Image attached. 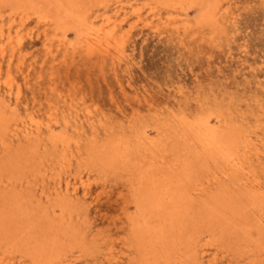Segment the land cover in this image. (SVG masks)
<instances>
[{"label": "rangeland", "instance_id": "rangeland-1", "mask_svg": "<svg viewBox=\"0 0 264 264\" xmlns=\"http://www.w3.org/2000/svg\"><path fill=\"white\" fill-rule=\"evenodd\" d=\"M143 1L144 0H138V1L137 0H123V3L129 7L128 12L130 14L133 13V9L143 8V14H144L143 19L144 20L137 23V19L135 16H132V15L127 16V20L124 22V30L122 32V34L129 33L128 35H126V38H125V41H126L124 44L125 48L122 51L112 50L111 54L113 56L112 55L104 56V55L99 54L95 50H93L92 52H88L86 47L78 40V38H75L76 35L73 30H70V32L68 30H67L68 32L66 31L67 32L66 34H68L66 36L68 37H66L65 39L66 42L62 43L61 40L63 38V32L61 31L59 32V30L57 29L55 30L53 26L46 27L44 24L39 23L38 18L35 16L30 17L31 19L30 18L23 19L22 15H16L14 17H11L12 8L11 9L10 7L2 8L0 6V13L4 15L2 18L0 17V26H1L0 32L3 33V34L1 33L0 35V38H1L0 45H2L0 46V48L4 46L2 50L3 51L5 50V54H2L1 53L2 50H0V62H2L1 63V76H0V79H1L0 89L2 91L1 97L4 98L5 99L4 101L7 102V103L5 102V104L7 105L9 103L7 106L11 108L10 109L9 107H7L8 118L12 116L10 118L12 122L11 121L10 122L12 124L18 123L21 127L25 123H32L33 121L43 122L44 123L43 125H46L52 120L53 122L51 121L50 123L53 126L54 134L59 137L63 136V138L62 137L61 138L65 141V143L59 142L58 145H54L51 140L52 133L51 131L47 129H44V131L45 130L46 131L43 132L42 135L40 136L42 138V136L44 135L43 138L41 139L39 137L37 139L39 142L34 140V141H31L30 143L22 138H21L22 139L21 141L20 140L18 141L17 137H13V134H12L11 137L8 136L7 142L9 146H11L10 147L11 151H13L11 153L12 156L14 155L13 159L7 158L8 154L10 153L8 152V149H6L0 144V148L2 147V149H0V164L1 165H5V163L3 162L8 161V159H10L11 161L19 160L18 163H22V164H18L19 166H17L14 169V171L12 168L13 172H11V169L9 168V169H6L7 171L3 170L4 172H2L1 174L6 177L7 175H10L11 173H13L17 179L14 182V184H17V182H19L17 185H14L13 188L11 187V185L5 187L3 186L4 184H2V182L0 183V186H1L0 194L5 196V198H2L3 200L1 199L3 207L4 206L6 207L7 203L8 205L9 203H13V201L10 200L11 197H16V200H17L18 197H20V199H25L24 198L25 196L28 199V201L27 199H25L26 208L29 211L32 210L31 212H33L34 214L33 216L34 221L39 222L40 225H42L45 230L47 229L48 233L50 232L48 231V229L54 232V233L50 232L48 235L53 234L54 236L55 233L57 234L55 235L57 236V239H58L57 240L58 246H59L58 253L60 256L57 254L58 259L56 257V259L54 260L45 261L44 264H46L47 262H48L47 264H57V262H59V264H74V263L75 264L77 263L78 264H96V263L97 264H108V263L109 264H135V263L136 264L138 263L148 264L146 254L140 251L136 246V240L134 238L135 236L131 229L132 228L131 221L135 217L138 216L137 214L140 213L139 209L137 208V204H136L135 190L133 189V186H136L135 184L137 181V176H138V171H139L138 164L139 162L144 161L143 159L149 153L146 150L145 146L141 147L139 145L138 147L137 143L135 144V142H137L138 134L141 135L142 133H145V136L148 135L149 139L153 137L152 140L153 141L154 139L156 140L155 143L157 144V146H159V148L161 147L160 149H163L164 147H167L168 149H172L174 147V145H171V143L174 142V140L172 139L173 135L170 133L171 136L170 134H168V137L164 138L166 135H163V137H161L158 134L159 133L158 130L159 129L164 130L163 128L165 125L173 124V118H174L173 116L175 115L185 114L188 117L194 119V117L200 114H206L208 116L210 115V117L212 116L211 120L213 121V123H215L216 121L215 119H217V115H220L222 113L221 116L224 118L225 121L231 124L234 123L233 125L239 126L242 131L244 130L243 133L244 134L246 133L245 136L248 138H252V145L258 144L260 148L258 152L260 153L259 155L261 156L260 158L259 155L255 154L257 153V151L254 148L252 155L250 156L251 159L249 160V163L246 164V175L245 176H248L250 174L248 177L251 178L252 176L253 179L252 178L251 179L252 180L255 179L254 181L258 183L259 181L257 180H260V182L262 183H259V184H261L264 187L263 185L264 184V166H263L264 160H261V159H264V155H263L264 154L263 152L264 151V148H263V144H264V0H222L221 4L224 7L223 10L227 8L229 9V13L223 20L219 21V24L216 26L199 24L198 23V17H199L198 8L197 7L186 8V10H183V12L180 13V17L178 18L180 19L178 20V23L179 22L181 23L180 30L178 31H176L173 26L164 25L163 22L159 23L157 19H155V23L152 24V26L148 24L150 21H148V18H147L148 17L147 1L146 0L144 2ZM131 4L133 7L130 6ZM101 9L103 8L101 7ZM102 11L104 12V10ZM163 14H164L163 18H166L168 16V13L166 12V10L163 11ZM123 18H124V14L122 15L121 19ZM182 20H185V22H183ZM192 22H195V24H193ZM185 23L187 26H189L188 30L186 31L184 30V28H182L183 24ZM100 24L101 23H99V25ZM42 28H44L45 30H43ZM42 34H44L46 37L47 36L49 37L45 38V36ZM213 35H217L218 37L213 36ZM12 36H15V37H12ZM50 36L54 37L53 40L51 39L52 37L50 38ZM10 37H12L13 39L12 41L13 45L16 44L14 43V41L17 42V40H20V39H22L23 41V49H22L21 54L18 53L13 58H11V48H10L12 46L8 47L9 48L8 49L5 45V44H8V41H9L8 38ZM56 47L59 49H57ZM72 47H74L75 50L74 48L72 49ZM24 52L27 54H25ZM87 52L89 54H87ZM1 54L3 57L1 56ZM19 54L20 56H18ZM45 56H47L48 58ZM9 61L11 62L9 63ZM30 65L31 67H29ZM20 70L21 72H19ZM10 75L12 76V78H10L11 77ZM5 78H8V79H5ZM10 82L12 84H9ZM10 85L12 87L15 86L12 88V92L9 91ZM33 96L36 98H34ZM15 100H16V103H14ZM12 110L13 112L15 110L14 113H17V114H14L13 112L11 113ZM214 111L215 112L217 111V112L215 113ZM10 114H13V115H10ZM215 114L217 115L215 116ZM49 115H52V116H49ZM63 118H65L66 120ZM246 118L248 119L246 120ZM69 121L71 125L69 124ZM93 124L96 125L95 129L92 128ZM66 125L69 127V129L68 127H66ZM125 125L128 127H125ZM242 125L243 127H241ZM113 127H116V128H113ZM253 127L256 129L254 132H253V129H254ZM104 128L107 129L108 134L109 133L112 134V137L110 136V138L112 139L108 138L109 136L106 133V130ZM57 129H59L61 133L64 132V130L65 132L61 135V133H58L59 131H57ZM81 129L85 133L81 132L82 131ZM66 130L68 133H66ZM133 132H135V134ZM92 133L93 135L94 133H96L95 135L98 136L97 138H100V140L98 139L99 143L97 141L96 142L94 141L97 138L94 137L95 138L94 139L92 137L93 136ZM248 133L252 135H249ZM45 134H47L48 136H46ZM77 134H79V136ZM80 134H82V136ZM85 134L87 135V137ZM115 134H118L115 136L116 139L122 138L124 140H130V143L134 145L135 147H137V150L140 149L139 152L135 149L137 153L135 152L134 155L132 154V156H130L131 160L129 164L127 165L119 164V163L116 165H109V164L107 165L104 161L97 160L94 153L91 152L93 148H95L96 150L100 148L101 145H103L102 143L104 141H106L105 143H107L108 141L116 140L114 139ZM125 135L127 137L129 136L130 137L127 138ZM131 135H132V138H131ZM66 136H71V137H66ZM104 136L106 137L108 136L106 140H104L105 138ZM134 136L135 138H133ZM84 139L87 140V143ZM171 140L173 141L171 142ZM81 141L83 142L80 144L79 142ZM10 143H12V145ZM66 143L68 145H66ZM80 145L82 146L80 147ZM35 146H37L39 149L30 148V147H35ZM42 146H45V147H42ZM69 146L70 147L72 146L71 148L73 147L74 148L71 149L69 148ZM85 146L88 148H86ZM51 148L52 150L50 151ZM90 148H92V150H90ZM179 148L180 147H178V149ZM47 149L48 151H46ZM81 149H84V150L81 151ZM38 152H40L41 154ZM55 152H56V155H55ZM66 152H68L69 154ZM81 152H83V154H81ZM182 152H179L177 150L174 152V154H170L169 158L167 157L166 159L167 162H174V160H178L179 157H181ZM29 153L33 154L30 158L27 157L30 155ZM74 153L76 154L72 156V154ZM140 153L142 154L141 157H139ZM19 154L21 156V159H19L20 157L15 158ZM61 155L64 157L66 155L67 156L64 159V157H62ZM77 155L78 156L81 155L80 156L81 158L80 157L78 158ZM60 157H62L63 159ZM259 158H260V161L258 160ZM81 159L82 161H80ZM35 160L37 161L35 162ZM24 161L26 162V164ZM62 161H64V163ZM40 162L42 163L39 166ZM57 162L59 163V165ZM73 162L74 163L77 162V163H75L74 165ZM131 162H133L132 163L133 166ZM33 163H35L36 165H34ZM68 164L70 165V169H69ZM84 164H86L87 166ZM25 165L28 167H26ZM31 165H33V167L35 166V168L31 167ZM103 165L109 168H106ZM252 166L253 168L255 167L254 170ZM43 167H46V168H43ZM77 167L78 168L80 167V168L76 170L75 168ZM31 168H33L32 169L33 171L32 170L30 171ZM106 169H108V171ZM247 169L249 172L247 171ZM16 170L17 171L19 170V171L17 172ZM100 170L101 172H99ZM109 170H111L112 172ZM212 170L214 172L217 171L214 168H212ZM22 171L23 173H26V174H23ZM87 172L89 175H87ZM93 172H95L96 174H94ZM71 173L73 174V176ZM33 174L34 175L36 174L35 175L36 177H34ZM64 175L65 177H63ZM200 175H202L203 178L205 177L204 176L205 174H202V172ZM242 175L243 174H240V177H242ZM28 176L31 178H29ZM40 176L42 179L40 178ZM120 176H123V177H120ZM0 177H1L0 178V181H1L2 176ZM53 178L54 180H57L59 182L54 181ZM94 178H97V179H94ZM31 180L34 184L31 182ZM65 180L67 181L65 182ZM119 180L121 181L123 180V182ZM217 182L215 180H211V182L206 184L207 194H205L206 196L204 197L207 198L208 196L218 192L220 189L224 187L231 188V191H233L234 193H238V194L242 193V190H244L241 187L238 188L237 185L235 186L232 183L233 180L229 181L227 179H220V181H217ZM37 183L41 187H39ZM67 183H70V184L72 183L71 184L72 187L73 186L78 187L77 194H75L76 196L74 194L72 195L73 197L66 196L64 195V193L58 194L57 192L58 186L64 185L63 186L64 188ZM20 184H22L21 187L23 186L22 189L20 187ZM116 184H118V186ZM8 187L9 188L11 187L10 190ZM43 187L45 189H43ZM6 188H8V190ZM14 188L16 190H14ZM31 189H33V192L32 191L28 192V190H31ZM14 191L17 193L15 194ZM26 191L30 194H27ZM25 193L27 196L28 195L31 196L32 195L31 193H34L35 196L32 195L33 197H29V196L27 197ZM9 195H10V198H9ZM48 196H50V199ZM57 196L59 198H57ZM60 196L63 198H60ZM65 197L66 198L69 197L67 200L70 203L71 202L72 203L70 204L68 201H64L66 200ZM32 198H36V200L35 199L33 200ZM52 199H54L53 201H55L56 204L55 202L52 201ZM124 199H126L125 200L127 201L126 203L125 201H123ZM4 201L6 202V204ZM36 201L37 202L39 201L41 203L38 202L39 204H37ZM42 202L48 205H44L42 204ZM65 203H67V205ZM76 203L78 204L81 203V204L78 205ZM125 205H126V208H124ZM39 207H43L42 209L43 211L45 207L46 209L44 212L45 214L42 212L41 208L40 210L42 213L39 212L40 211L38 209ZM47 208L50 211H48ZM83 211H86L87 213ZM46 212L48 214H46ZM250 212H251L250 216L252 217L251 218L249 216L250 218L249 221H251L250 228L251 226L253 228L255 227L254 230L253 228L251 229L254 232H257L258 234H260V237H262L258 241L259 245H257V247L255 246L256 242H254L255 238L252 235H250L252 233L250 234L244 233L241 229L239 230L237 229V232H234L236 231L234 230L236 228L232 226L225 232L226 233L225 234V233H221L222 230L225 229V226L223 225L222 222L220 221H218V223L217 221H215V223L213 222L214 226H211V230H209L210 226L209 225L207 226L206 222H202L198 225L199 228L197 227L195 230L196 232L200 233V236H201L200 241H199L201 244L199 243V245H197L196 251L195 249L193 251L192 248H189L190 252H193V253H190L187 248L183 247V249H180L177 252L173 253L174 255L171 257L170 260L164 259L165 260L164 261L162 258L158 257L160 261L158 259V262L157 261L155 262L153 259L154 264H160L161 262H162L161 264H165V263L166 264L167 263L169 264H182V263L189 264L188 262H190V264H196V263L197 264L198 263L199 264H202V263L210 264L209 263L210 260H212L214 257L216 258V261L214 262V264H232L233 262H234L233 264H241V263L242 264H252V263L264 264L263 262L264 261V254H263L264 253V229H263L264 225L262 224H261L262 226L259 225L260 222L264 224V219H263L264 217H263V214L260 212H256L254 210ZM40 213L43 214L44 216H41ZM85 213L88 214L86 217H85ZM134 213H137L136 216L133 215ZM37 215L39 218L37 217ZM46 215L48 216L47 218H46ZM81 217L85 218L86 220ZM241 222L243 221L241 220ZM252 222H254V224L256 225L254 224L251 225ZM46 226L48 228H46ZM260 227H263L262 228L263 231L261 230ZM68 228L71 230H69ZM206 228H209V229L207 230ZM73 229H75L74 230L75 233L74 232L72 233ZM76 230L78 234L76 233ZM126 230H127V234H126ZM258 230H261V231H258ZM70 231L73 234L72 237H71V233H69ZM84 232L85 234L86 233L87 234L81 235ZM254 232H253V235H254ZM130 233L132 234V236H130ZM76 235H78L77 237L81 235V237L78 238L79 242H78ZM82 236H85V237L82 238ZM222 236L224 237V239ZM132 237L134 240L132 239ZM214 238H215V241H212V239L214 240ZM235 238H237L238 241L235 240ZM246 238L249 240H247ZM85 239L86 240L90 239L91 244H89L90 242L87 241L89 243L88 245H85ZM202 241H206V242H202ZM226 241H229V242H226ZM214 242H216L217 244ZM244 245L247 247H245ZM218 246L221 247L222 249H219V248L217 249ZM254 246L256 247V249ZM236 247H237V250H236ZM132 248L136 250L137 252L135 253ZM253 250H255L254 253H253ZM243 252L245 253L243 254ZM195 253L197 255H195ZM74 254L76 256L79 254L80 256L75 257ZM81 254H83L87 258L84 259V257ZM1 255L2 257L5 255L4 260H2L3 258L1 257ZM9 255L1 252L0 260H2V262L1 261L0 262L2 264H7V263L18 264L19 262L20 264H35L29 257L24 256L21 252H14ZM13 255L15 257H13ZM62 255H65L64 259L66 260L63 261L64 256ZM135 257H137L136 258L137 260L135 259ZM186 257L188 259V260L186 259L187 261L184 260ZM201 258L202 260H200ZM13 259L14 260L16 259V261H14ZM261 259H263L262 262L259 261ZM5 260H7L8 262L5 263L6 262ZM137 261H140V262H137ZM221 261L225 263H221Z\"/></svg>", "mask_w": 264, "mask_h": 264}, {"label": "bare ground", "instance_id": "bare-ground-1", "mask_svg": "<svg viewBox=\"0 0 264 264\" xmlns=\"http://www.w3.org/2000/svg\"><path fill=\"white\" fill-rule=\"evenodd\" d=\"M138 1V0H137ZM145 1V0H144ZM143 1V2H144ZM147 6H148V21H150L148 24L152 26V24L155 23V19L159 21V23L163 22L164 25L167 26H173L176 31L180 30L181 23H178V19L180 17V13L183 12V10H186V8L190 7H197L199 10V17H198V23L201 25H212L216 26L219 24V21L223 20L229 13V9L225 8L223 10V5L221 4L222 0H146ZM126 2V1H125ZM133 2V1H132ZM131 2V3H132ZM140 2V1H139ZM134 3V2H133ZM138 3V2H137ZM112 4V5H111ZM134 5V4H133ZM140 5V4H139ZM0 6L3 7H10L12 10L11 17H14L16 15H22L23 19H29L32 16H35L38 18L39 23L44 24L46 27L53 26L55 30H59V32H63V38L61 42H66L65 39L66 34L68 31L73 30L75 32L76 37L78 40L86 47L88 52H92L95 50L101 55L109 56L112 55V50L115 51H122L125 48V38L126 35L129 33L122 34L124 30V22L127 20L128 15L135 16L137 19V23L141 22L143 19V8H136L133 9V13L130 14L128 12V6L123 3V0H0ZM113 6V7H112ZM131 7L132 4L130 5ZM227 6V5H226ZM101 7L103 9H101ZM112 7V8H111ZM141 7V6H140ZM5 9V8H4ZM104 10V12L102 11ZM166 10L168 13V16L166 18H163V11ZM103 12V13H101ZM101 13V14H99ZM124 14V18L121 19L122 15ZM4 15L0 13V17L2 18ZM183 17V16H182ZM31 19V18H30ZM101 20V21H100ZM190 20V19H189ZM17 21V20H16ZM185 22V20H182ZM11 22V21H10ZM99 23H101L99 25ZM187 23V22H186ZM183 24L182 28L184 30H188L189 26ZM195 24V22H192ZM4 24V23H2ZM11 24V23H10ZM30 24V23H29ZM41 24V25H42ZM8 25V24H7ZM130 25V24H129ZM9 26V25H8ZM43 26V25H42ZM1 27V26H0ZM30 27V26H29ZM45 27V29H46ZM18 28V27H17ZM159 28V27H158ZM16 29V28H15ZM19 29V28H18ZM45 30L44 28H42ZM134 29V28H133ZM42 30V31H43ZM54 30V31H55ZM68 30V31H67ZM190 30V29H189ZM1 31V30H0ZM16 31V30H15ZM67 31V32H66ZM41 32V30H40ZM49 32V31H48ZM53 32V31H52ZM58 32V33H59ZM2 32H0L1 35ZM201 33V32H199ZM3 34V33H2ZM8 34V33H7ZM53 34V33H52ZM205 34V33H204ZM211 34V33H210ZM9 35V34H8ZM44 35V34H42ZM48 35V34H46ZM45 36V35H44ZM62 36V35H61ZM217 36V35H213ZM3 37V36H2ZM15 37V36H12ZM12 37L8 38V44H5L6 47L11 48V58L16 56L18 53L21 54L23 49V41L22 39L17 40L15 45H13V39ZM49 37V36H47ZM45 36V38H47ZM52 36H50L51 38ZM218 37V36H217ZM19 38V37H18ZM54 37L51 39L53 40ZM74 38V39H75ZM1 39V38H0ZM7 39V40H8ZM17 39V38H16ZM57 39V38H56ZM59 40V39H58ZM68 40V39H67ZM4 41V40H3ZM48 41V40H47ZM70 41V40H69ZM76 41V40H75ZM71 42V41H70ZM69 42V43H70ZM4 43V42H3ZM76 43V42H75ZM214 43V42H213ZM50 45V44H49ZM54 45V44H53ZM60 45V44H59ZM73 45V44H72ZM71 45V46H72ZM78 45V44H77ZM215 45V44H214ZM2 46V45H0ZM30 46V45H29ZM45 46V45H44ZM74 46V45H73ZM76 46V45H75ZM80 46V45H79ZM216 46V45H215ZM4 47V46H3ZM0 50H2V48ZM43 47V46H42ZM61 47V46H60ZM77 47V46H76ZM54 48V46H53ZM57 48V47H56ZM74 47H72L73 49ZM5 49V48H4ZM9 49V48H8ZM44 49V48H43ZM59 49V48H57ZM68 49V48H67ZM27 50V49H26ZM33 50V49H32ZM45 50V49H44ZM61 50V49H60ZM70 50V49H69ZM68 50V51H69ZM75 50V48H74ZM83 50V49H82ZM3 51V50H2ZM1 53L5 54V50ZM26 52V51H25ZM24 52V53H25ZM28 52V51H27ZM49 52V51H48ZM87 52V54H89ZM23 53V54H24ZM51 53V52H50ZM67 53V52H66ZM1 54V56H2ZM20 54L18 56H20ZM27 54V53H25ZM49 54V53H48ZM52 54V53H51ZM50 55V54H49ZM54 55V53H53ZM98 55V54H97ZM17 56V57H18ZM48 56V55H47ZM45 56V57H47ZM113 56V55H112ZM132 56V55H131ZM3 57V56H2ZM56 57V56H55ZM48 58V57H47ZM233 58V57H232ZM253 58V57H252ZM10 59V58H9ZM118 60V59H117ZM121 60V59H120ZM3 61V60H2ZM12 61V60H11ZM9 61V63L11 62ZM18 61V59H17ZM20 61V60H19ZM1 63L0 62V76H1ZM22 63V61H21ZM35 63V62H34ZM8 64V62H7ZM14 65V64H13ZM44 65V64H43ZM17 66V65H15ZM19 66V65H18ZM23 66V65H21ZM31 67V65L29 66ZM7 68V67H6ZM116 68V67H115ZM20 69V68H19ZM17 69V70H19ZM7 70V69H6ZM30 71V70H29ZM5 72V71H4ZM21 72V70L19 71ZM8 73V72H7ZM10 73V71H9ZM18 73V72H17ZM26 73V72H25ZM28 73V72H27ZM16 74V73H15ZM17 75V74H16ZM6 76V75H5ZM3 76V77H5ZM11 76V75H10ZM14 76V75H13ZM12 78V76L10 77ZM27 78V77H26ZM247 78V77H246ZM3 79V78H2ZM8 79V78H5ZM4 79V80H5ZM1 80V79H0ZM250 80V79H249ZM9 82V81H8ZM176 82V81H175ZM180 82V80H179ZM6 83V82H5ZM21 83V82H20ZM178 83V82H177ZM7 84V83H6ZM9 84H12L11 82ZM4 85V84H3ZM8 85V84H7ZM258 85V84H257ZM25 86V85H24ZM248 86V85H247ZM246 86V87H247ZM9 87V86H8ZM15 87V86H13ZM11 85L9 87V91L12 92ZM257 87V86H256ZM1 88V87H0ZM250 88V87H249ZM261 89V88H260ZM3 90V89H2ZM7 90V88H6ZM16 90V89H15ZM8 92V90H7ZM4 94V93H3ZM24 94V93H23ZM36 94V93H35ZM253 94V93H251ZM17 95V93H16ZM15 95V97H16ZM34 95V94H33ZM2 91L0 89V144L8 149L7 158L13 159L14 155L12 156L11 146L8 144V136L11 137L13 134V137H17L18 141L24 139L31 143V141H38L37 139L42 135L44 129H47L51 131L52 133V143L54 145H58L59 142L65 143V141L62 139L63 136L59 137L54 134L53 126L51 125V121L43 125V122L33 121L32 123H25L22 125V127L18 123H13V125L8 118L7 113V106L5 104V99L1 97ZM13 96V95H12ZM30 96V95H29ZM34 97V96H33ZM32 97V98H33ZM6 98V97H5ZM27 98V97H26ZM36 98V97H34ZM13 99V98H11ZM15 99V98H14ZM29 99V98H28ZM31 99V98H30ZM35 100V99H34ZM71 100V99H70ZM30 101V100H29ZM36 101V100H35ZM34 101V102H35ZM7 103V102H6ZM16 103V100L15 102ZM250 103V102H249ZM26 104V103H25ZM29 104V103H28ZM27 104V105H28ZM36 104V103H35ZM13 105V104H12ZM30 105V104H29ZM218 105V104H217ZM15 106V104H14ZM13 106V107H14ZM262 106V104H261ZM27 107V106H25ZM227 107V106H226ZM10 108V107H9ZM32 108V107H31ZM11 109V108H10ZM9 109V110H10ZM18 109V108H17ZM24 109V108H23ZM219 109V107H218ZM260 109V108H259ZM30 110V109H29ZM25 111V110H24ZM57 111V110H56ZM87 111V110H86ZM262 111V110H261ZM10 112V111H9ZM13 110L11 111V113ZM15 112V110H14ZM13 112V113H14ZM37 112V111H36ZM215 112V111H214ZM217 112V111H216ZM215 112V113H216ZM234 112V111H233ZM57 113V112H56ZM65 113V111H64ZM235 113V112H234ZM17 114V113H14ZM20 114V113H19ZM43 114V112H42ZM71 114V113H70ZM91 114V113H90ZM222 114V113H221ZM220 115H217V119H215V123L211 120L210 115L206 114H200L196 117L190 118L185 114L181 115H175L173 116V124L165 125L164 130H158V134L163 137V135H166L164 138L168 137V134L173 135V140H171V145H174V149H168L167 147H164L163 149H160L159 146L151 139H149L148 135L145 136V133H142L141 135L138 134L137 143L138 147L139 145L145 146L146 150L149 152L148 155L145 156L143 159L144 161L139 162L138 164V176L136 181V186H133V189L135 190V196H136V204L137 208L139 209V214L134 213L133 215L135 217L131 221V229L134 233V238L136 240V246L137 248L144 252L147 256V263L148 264H154V261L158 262V257L162 258L163 260H170L171 257L174 255L173 253L177 252L180 249H183V247L187 248L190 252L189 248H192L193 251L197 249V245H199L200 241V233L196 232V228L198 225L202 222H206L207 226L209 225V228H206L207 230H211V226H214L215 221H220L225 226V229L222 230L221 233H225L230 227L234 226V232H237V229H241L244 233H252V235L255 239L254 242H256L255 246L259 245V240L262 238L260 237V234L257 232H254L250 228V211L254 210L256 212H260L263 214L264 217V187L259 184L262 183L259 181L256 182L252 180L251 178L246 175V164L249 163V160L251 159L250 156L252 155V152L255 148L257 151V155L260 153L258 150H260L258 144L252 145V138H248L245 136L243 131L239 126L233 125V124L227 122L224 120V118ZM225 114V113H224ZM254 114V113H253ZM13 115V114H10ZM31 115V114H30ZM47 115V114H46ZM245 115V114H244ZM18 116V115H17ZM21 116V115H20ZM40 116V115H38ZM52 116V115H49ZM65 116V115H64ZM232 116V115H231ZM236 116V115H235ZM247 116V115H246ZM258 116V115H256ZM255 116V117H256ZM19 117V116H18ZM56 117V116H55ZM72 117V116H71ZM77 117V116H76ZM230 117V116H228ZM237 117V116H236ZM241 117V116H240ZM261 117V116H260ZM24 118V117H23ZM26 118V117H25ZM44 118V117H43ZM50 118V117H49ZM54 118V117H53ZM111 118V117H110ZM109 118V119H110ZM216 118V117H215ZM245 118V117H244ZM31 119V117H30ZM65 119V118H63ZM242 119V118H241ZM248 118H246L247 120ZM26 120V119H25ZM34 120V119H32ZM48 120V119H46ZM57 120V119H56ZM66 120V119H65ZM231 120V119H230ZM260 120V119H259ZM11 121V122H10ZM14 121V120H13ZM31 121V120H29ZM43 121V120H42ZM110 121V120H109ZM236 121V120H235ZM261 121V120H260ZM53 122V121H52ZM56 122V121H55ZM59 122V121H58ZM172 122V121H171ZM23 123V122H22ZM60 123V122H59ZM103 123V122H102ZM118 123V122H117ZM253 123V122H252ZM251 123V124H252ZM260 123V122H259ZM56 124V123H55ZM70 124V121H69ZM78 124V123H77ZM106 124V123H105ZM133 124V123H132ZM165 124V123H164ZM242 124V123H240ZM239 124V125H240ZM250 124V125H251ZM71 125V124H70ZM83 125V124H82ZM108 125V124H107ZM111 125V124H110ZM130 125V124H129ZM113 126V125H112ZM117 126V124H116ZM247 126V125H246ZM65 127V126H64ZM66 127H68L66 125ZM80 127V126H78ZM77 127V128H78ZM125 127H128L125 125ZM243 127V125L241 126ZM55 128V126H54ZM92 128L95 129L96 125L93 124ZM109 128V127H108ZM116 128V127H113ZM112 128V129H113ZM142 128V127H141ZM254 128V127H253ZM64 129V128H63ZM67 129V128H66ZM69 129V127H68ZM67 129V130H68ZM84 129V128H83ZM105 129V128H104ZM243 129V128H242ZM66 130V133H68ZM82 130V129H81ZM106 133H107V129ZM117 130V129H115ZM125 130V129H124ZM167 130V131H165ZM250 130V129H249ZM256 129H253V132ZM59 131V129H57ZM77 131V130H76ZM114 131V130H113ZM136 131V130H135ZM246 131V130H245ZM65 132V130H64ZM64 132H58L61 133V135ZM79 132V131H78ZM81 132H84L83 130ZM99 132V131H98ZM118 132V131H117ZM125 132V131H124ZM169 132V133H168ZM248 132V131H247ZM252 132V131H251ZM250 132V133H251ZM73 133V132H72ZM85 133V132H84ZM82 133V134H84ZM116 133V131H115ZM123 133V132H122ZM135 134V132H133ZM147 133V132H146ZM82 134H80L82 136ZM96 133H94L95 135ZM108 134V133H107ZM110 134V135H109ZM108 138L110 136L112 137V134L109 133ZM170 134V136H171ZM249 134V133H248ZM48 136L47 134H45ZM66 135V134H65ZM79 136V134H77ZM86 135V134H85ZM93 135V133H92ZM92 136L98 137V136ZM98 135V134H97ZM118 135L115 134L114 137ZM252 135V134H249ZM248 135V136H249ZM258 135V134H257ZM44 136V135H43ZM42 136V138H43ZM45 136V137H46ZM84 136V135H83ZM126 136V135H125ZM261 136V135H260ZM44 137V138H45ZM50 137V135H49ZM71 137V136H66ZM87 137V135H86ZM104 140H106V136H104ZM122 137V136H121ZM127 137V136H126ZM130 137V136H129ZM127 137V138H129ZM250 137V136H249ZM252 137V136H251ZM22 138V139H21ZM41 138V137H40ZM41 138V139H42ZM48 138V137H47ZM65 138V137H64ZM85 138V137H83ZM92 138V139H93ZM126 138V139H127ZM132 138V135H131ZM135 138V136L133 137ZM157 138V137H156ZM258 138V137H257ZM49 139V138H48ZM47 139V140H48ZM68 139V138H67ZM77 139V138H76ZM91 139V138H89ZM95 139V138H94ZM97 138L94 140L95 142H98ZM116 139V137L114 138ZM158 139V138H157ZM170 139V138H169ZM83 140V139H82ZM85 140V139H84ZM88 140V138H87ZM87 140L86 143H87ZM102 140V141H104ZM135 140V139H134ZM167 140V139H166ZM165 140V141H166ZM41 141V140H40ZM136 141V140H135ZM160 141V140H158ZM157 141V142H158ZM257 141V140H256ZM39 142V141H38ZM50 142V141H49ZM68 142V141H67ZM83 141L79 142L80 144ZM104 141L100 148L97 150L95 148H90L92 150L91 152L94 153L97 160L104 161L107 165H116V164H129L132 156L134 153L139 150H137V147L132 145L130 143V140H124V139H116L113 141H108L105 143ZM168 142V141H167ZM258 142V141H257ZM24 143V142H22ZM47 143V141H46ZM90 143V142H89ZM92 143V141H91ZM99 143V142H98ZM105 143V144H104ZM170 143V141H169ZM12 145V143H10ZM44 144V143H43ZM134 144V143H133ZM159 144V143H158ZM161 144V143H160ZM167 144V143H166ZM260 144V143H259ZM27 145V144H26ZM48 145V144H47ZM45 145V146H47ZM65 145V144H64ZM66 145H68L66 143ZM65 145V146H66ZM75 145V144H74ZM77 145V144H76ZM86 145V144H85ZM91 145V144H90ZM136 145V146H137ZM163 145V144H162ZM42 146V147H45ZM79 146V145H78ZM82 145H80L81 147ZM88 146V145H87ZM95 146V145H94ZM99 146V145H98ZM13 147V146H12ZM17 147V146H16ZM23 147V146H22ZM50 147V146H49ZM68 147V146H67ZM72 147V146H71ZM69 146V148H71ZM86 147V146H85ZM135 147V148H134ZM178 147H180L178 149ZM25 148V147H24ZM30 148H38L30 147ZM62 148V146H61ZM74 148V147H73ZM71 148V149H73ZM79 148V147H78ZM88 148V147H86ZM144 148V147H143ZM264 148V144H263ZM2 149V147L0 148ZM13 149V148H12ZM29 149V148H28ZM33 149V150H34ZM39 149V148H38ZM43 149V148H42ZM41 149V150H42ZM49 149V148H48ZM48 149L46 151H48ZM85 149V148H84ZM84 149H81L84 150ZM137 151H136V150ZM4 150V148H3ZM27 150V148H26ZM52 148L50 149V151ZM61 150V149H60ZM64 150V148H63ZM62 150V151H63ZM67 150V149H66ZM88 150V149H87ZM144 150V149H143ZM182 152L181 157H179L178 160H174V162H167V157L169 158L170 154H174L175 151ZM263 150V149H262ZM69 151V150H68ZM77 151V150H76ZM80 151V149H79ZM86 151V150H85ZM28 152V151H27ZM35 152V151H34ZM264 152V151H263ZM15 153V152H14ZM18 153V152H16ZM21 153V152H20ZM40 153V152H38ZM68 153V152H66ZM86 153V152H84ZM89 153V152H88ZM87 153V154H88ZM144 153V151H143ZM4 154V153H2ZM1 154V155H2ZM30 154V153H29ZM41 154V153H40ZM48 154V153H47ZM59 154V152H58ZM69 154V153H68ZM76 153L72 154L75 155ZM83 154V152H81ZM86 154V155H87ZM27 155V154H26ZM33 154H30L27 157H31ZM43 155V154H42ZM56 155V152H55ZM65 155V153H64ZM138 155V154H137ZM136 155V156H137ZM141 153L140 156L141 157ZM145 155V154H144ZM264 155V154H263ZM35 156V155H34ZM33 156V157H34ZM37 156V155H36ZM60 156V155H59ZM62 156V155H61ZM67 156V155H66ZM65 156V157H66ZM78 156V155H77ZM81 156V155H80ZM78 156V158L80 157ZM137 156V157H138ZM260 156V155H259ZM5 157V156H4ZM20 157V158H19ZM40 157V156H39ZM38 157V158H39ZM42 157V156H41ZM51 157V156H50ZM58 157V156H57ZM64 157V156H62ZM60 157V158H62ZM64 157V159H65ZM71 157V156H69ZM87 157V156H86ZM21 159L20 154L15 157ZM23 158V157H22ZM47 158V157H46ZM81 158V157H80ZM93 158V157H92ZM147 158V159H146ZM173 158V156H172ZM175 158V157H174ZM261 158V156H260ZM260 158L258 159L260 161ZM6 159V158H5ZM8 159V161L3 162L5 165H1L0 167V176H2V184L3 186H10L13 188L14 182L17 180L15 175L11 173L10 175H7L6 177L4 175H1L3 170L11 169V172L14 171V169L19 166L18 163L19 160L11 161ZM26 159V158H25ZM33 159V158H32ZM37 159V158H36ZM45 159V158H44ZM53 159V157H52ZM63 159V158H62ZM68 159V158H67ZM73 159V158H72ZM83 159V158H82ZM82 159L80 161H82ZM85 159V158H84ZM88 159V158H87ZM134 159V157H133ZM137 159V158H136ZM254 159V158H253ZM31 160V159H30ZM51 160V159H49ZM71 160V159H69ZM93 160V159H92ZM95 160V159H94ZM255 160V159H254ZM264 160V159H261ZM3 161V160H2ZM37 160H35L36 162ZM43 161V160H42ZM45 161V160H44ZM53 161V160H51ZM59 161V160H57ZM8 162V163H7ZM25 162V161H24ZM48 162V160H47ZM64 163V161H62ZM85 162V161H84ZM211 162V163H210ZM262 162V161H261ZM42 162L39 163V166ZM50 163V162H49ZM58 163V162H57ZM74 163V162H73ZM77 163V162H75ZM74 163V165H75ZM86 163V162H85ZM133 162H131L132 164ZM256 163V162H255ZM264 163V162H263ZM26 164V162H25ZM32 164V162H31ZM36 165L35 163H33ZM45 164V163H44ZM43 164V165H44ZM48 164V163H47ZM56 164V163H55ZM130 164V165H131ZM59 165V163H58ZM69 165V164H68ZM72 165V164H71ZM73 165V166H74ZM82 165V164H81ZM80 165V166H81ZM86 165V164H84ZM93 165V164H92ZM97 165V163H96ZM99 165V164H98ZM26 166V165H25ZM38 166V167H39ZM87 166V165H86ZM105 166V165H103ZM133 166V164H132ZM257 166V165H256ZM264 166V165H263ZM28 167V166H26ZM33 167V165H31ZM42 167V166H41ZM59 167V166H58ZM64 167V166H63ZM83 167V166H82ZM106 167V166H105ZM13 168V171H12ZM19 168V167H18ZM35 168V166L33 167ZM31 168L30 171L33 169ZM46 168V167H43ZM49 168V166H48ZM47 168V169H48ZM51 168V167H50ZM60 168V167H59ZM67 168V167H66ZM80 168V167H79ZM78 167L75 168L76 170L79 169ZM95 168V166H94ZM102 168V167H101ZM109 168V167H106ZM212 168L216 169L217 171L214 172ZM253 168V166H252ZM255 168V167H254ZM253 168V170H254ZM24 169V168H23ZM22 169V170H23ZM26 169V168H25ZM38 169V168H37ZM40 169V168H39ZM56 169V167H55ZM70 169V165H69ZM72 169V168H71ZM85 169V168H84ZM29 170V169H28ZM36 170V169H34ZM42 170V169H41ZM52 170V169H50ZM60 170V169H59ZM88 170V169H87ZM90 170V169H89ZM93 170V169H92ZM108 171V169H106ZM7 171V170H6ZM5 171V172H6ZM17 171V170H16ZM19 171V170H18ZM17 171V172H18ZM24 171V170H23ZM22 171V173H23ZM27 171V170H26ZM25 171V172H26ZM28 171V172H30ZM33 171V170H32ZM39 171V170H38ZM44 171V170H43ZM42 171V172H43ZM67 171V170H65ZM91 171V170H90ZM111 171V170H109ZM248 171V169H247ZM54 172V171H53ZM59 172V171H58ZM78 172V171H77ZM82 172V171H81ZM97 172V171H95ZM93 172L94 174H96ZM101 172V170L99 171ZM112 172V171H111ZM137 172V171H136ZM202 174H205L204 178ZM249 172V171H248ZM21 173V174H22ZM36 173V172H35ZM47 173V172H45ZM67 173V172H65ZM91 173V172H89ZM129 173V172H128ZM26 174V173H23ZM39 174V173H38ZM62 174V173H61ZM70 174V173H69ZM72 174V173H71ZM110 174V173H109ZM116 174V173H115ZM240 174H243L242 177H240ZM253 174V173H251ZM34 175V174H33ZM36 175V174H35ZM34 175V177H36ZM42 175V174H41ZM55 175V174H54ZM83 175V174H81ZM87 175L88 172H87ZM119 175V174H118ZM19 176V175H17ZM27 176V175H26ZM73 176V174H72ZM124 176V174H123ZM120 176V177H123ZM29 177V176H28ZM48 177V175H47ZM65 177V175L63 176ZM61 177V178H63ZM77 177V176H75ZM83 177V176H81ZM80 177V178H81ZM89 177V176H88ZM97 177V176H96ZM119 177V176H117ZM256 177V176H255ZM254 177V178H255ZM1 178V177H0ZM26 178V177H25ZM31 178V177H29ZM41 178V176H40ZM51 178V177H50ZM73 178V177H72ZM90 178V177H89ZM126 178V177H125ZM212 178V179H211ZM258 178V176H257ZM23 179V178H22ZM28 179V178H27ZM35 179V178H34ZM42 179V178H41ZM44 179V178H43ZM47 179V178H46ZM52 179V178H51ZM56 179V178H55ZM58 179V178H57ZM66 179V178H65ZM93 179V178H92ZM97 179V178H94ZM123 179V178H121ZM220 179H227L229 181L233 180V184L239 188H243L242 193H234L231 191V188H222L218 192H215L214 194L208 196L207 198L204 197L207 194V187L206 184L211 182V180L220 181ZM260 179V177H259ZM37 180V179H36ZM49 180V179H48ZM54 180V178H53ZM51 180V181H53ZM60 180V178H59ZM62 180V179H61ZM64 180V179H63ZM68 180V179H67ZM65 180V182L67 181ZM114 180V179H113ZM118 180V179H117ZM125 180V179H124ZM263 180V179H262ZM29 181V180H28ZM43 181V180H42ZM50 181V180H49ZM57 181V180H54ZM80 181V180H79ZM112 181V180H111ZM121 181V180H119ZM128 181V180H127ZM21 182V181H20ZM27 182V180H26ZM32 182V180H31ZM46 182V181H45ZM59 182V181H57ZM70 182V181H69ZM101 182V181H99ZM123 182V180L121 181ZM130 182V181H129ZM30 183V182H29ZM33 183V182H32ZM56 183V182H55ZM74 183V182H73ZM98 183V182H97ZM105 183V182H103ZM110 183V182H109ZM118 183V182H117ZM218 183V182H217ZM1 184V185H2ZM34 184V183H33ZM36 184V183H35ZM59 184V183H58ZM72 184V183H71ZM70 183H67L66 186L63 188V186H58V194L64 193L66 196H72L73 194H77L78 187L71 185ZM79 184V182H78ZM77 184V185H78ZM86 184V183H85ZM115 184V183H114ZM13 185V186H12ZM22 184H20L21 187ZM31 185V184H30ZM38 185V183H37ZM46 185V184H45ZM44 185V186H45ZM53 185V184H52ZM76 185V184H75ZM93 185V184H92ZM95 185V184H94ZM118 186V184H116ZM115 185V186H116ZM264 185V184H263ZM2 186V187H3ZM39 186V185H38ZM49 186V185H48ZM91 186V185H90ZM98 186V185H97ZM116 186V187H117ZM10 187V188H11ZM23 187V186H22ZM21 187V189H22ZM41 187V186H39ZM38 187V188H39ZM83 187V186H82ZM85 187V186H84ZM129 187V186H128ZM1 188V186H0ZM9 188V187H8ZM8 188H6L8 190ZM9 188V190H10ZM16 188V186H15ZM14 188V190H16ZM35 188V187H34ZM43 189H45L43 187ZM86 189V188H85ZM12 190V189H11ZM56 190V189H55ZM130 190V189H129ZM211 190V189H210ZM13 191V190H12ZM22 191V190H21ZM33 192V189L28 190V192ZM48 191V190H47ZM51 191V189H50ZM122 191V189H121ZM131 191V190H130ZM1 192V191H0ZM3 192V190H2ZM15 192V191H14ZM26 191L27 194H30ZM90 192V191H89ZM11 193V192H10ZM17 192H15L16 194ZM25 193V195H26ZM36 193V191H35ZM130 193V192H129ZM9 194V193H8ZM22 194V193H21ZM35 196L34 193H31ZM41 194V193H40ZM45 194V193H44ZM49 194V193H48ZM13 195V193H12ZM20 195V194H18ZM28 195L29 197L33 196ZM46 195V194H45ZM80 195V194H79ZM85 195V194H84ZM27 196V195H26ZM27 196V197H28ZM76 196V195H75ZM128 196V195H127ZM37 197V196H36ZM42 197V195H41ZM50 199V196H48ZM53 197V196H52ZM73 197V196H72ZM81 197V196H80ZM86 197V196H85ZM94 197V196H93ZM121 197V196H120ZM2 198H5L4 195L0 194V202L3 200ZM8 198V197H7ZM10 198V195H9ZM19 198V199H18ZM16 200V197H11L10 200L13 201V203L5 204L6 207L2 205V202L0 203V253L3 252L5 254H11L14 252H21L24 256L29 257L35 264H44L45 261H51L56 259L57 254L59 255L58 251V239L57 234L53 236V234L48 235L50 232H53L52 230L49 233L47 232V229L45 230L42 225H40L39 222L34 221L33 219V212L32 210H28L26 208V201L27 199L25 196V199H20L18 197ZM38 198V197H37ZM57 198H59L57 196ZM60 198H63L60 196ZM66 198V197H65ZM69 197L66 198L64 201H68ZM128 198V197H127ZM202 198V200H201ZM2 199V200H1ZM33 200L36 198H32ZM31 199V201H32ZM42 199V198H41ZM129 199V198H128ZM246 199V200H244ZM54 199H52L53 201ZM124 199L123 201H125ZM28 201V199H27ZM48 201V200H47ZM51 201V200H50ZM58 201V200H57ZM3 202V203H4ZM37 202V201H36ZM39 202V201H38ZM41 203V202H39ZM55 202V201H53ZM63 202V201H62ZM69 202V201H68ZM127 201H125L126 203ZM29 203V202H28ZM31 203V202H30ZM49 203V202H48ZM51 203V202H50ZM70 203V202H69ZM72 203V202H71ZM70 203V204H71ZM131 203V202H130ZM44 205V202H42ZM56 204V202H55ZM67 205V203H65ZM78 204V203H76ZM81 204V203H79ZM78 204V205H79ZM69 205V204H68ZM73 205V204H72ZM71 205V206H72ZM40 206V205H39ZM54 206V205H53ZM135 206V205H134ZM32 207V206H31ZM79 207V206H78ZM85 207V206H84ZM124 207V206H123ZM43 209V207H39L40 210ZM58 208V207H57ZM126 208V205L125 207ZM136 208V207H135ZM30 209V208H29ZM48 209V208H47ZM80 209V208H78ZM84 209V208H83ZM37 210V209H36ZM41 210L39 212H41ZM45 207L44 211L45 212ZM67 210V209H66ZM87 210V208H86ZM38 211V210H37ZM48 211H50L48 209ZM60 211V210H59ZM36 212V211H35ZM41 212V213H42ZM69 212V211H68ZM86 212V211H83ZM40 213V214H41ZM87 213V212H86ZM85 213V217L88 215ZM45 214V213H44ZM46 214H48L46 212ZM69 214V213H68ZM72 215V214H71ZM252 215V214H251ZM41 216H44L41 214ZM40 216V217H41ZM50 216V215H49ZM79 216V215H78ZM120 216V215H119ZM127 216V214H126ZM38 217V215H37ZM48 216L46 215V218ZM52 217V216H51ZM84 217V216H83ZM81 217V218H83ZM251 217V216H250ZM258 217V216H257ZM39 218V217H38ZM37 218V219H38ZM50 218V217H49ZM65 218V217H64ZM128 218V217H127ZM252 218V217H251ZM262 218V216H261ZM41 219V218H40ZM61 219V218H60ZM85 219V218H83ZM132 219V218H131ZM264 219V218H263ZM262 219V220H263ZM86 220V219H85ZM128 220V219H126ZM241 220L243 222H241ZM245 220V221H244ZM57 221V220H55ZM253 221V220H252ZM257 221V220H256ZM80 222V221H79ZM214 222V223H213ZM219 222V223H220ZM263 222V221H262ZM43 223V222H42ZM63 223V221H62ZM59 224V223H58ZM213 224V225H212ZM254 222L251 223L253 225ZM259 224V223H257ZM264 225L260 222L259 225ZM90 225V224H89ZM88 225V226H89ZM256 225V224H254ZM261 225V226H262ZM91 226V225H90ZM122 226V225H121ZM204 226V225H203ZM258 226V225H257ZM61 227V226H60ZM84 227V226H83ZM205 227V226H204ZM259 227V226H258ZM257 227V229H258ZM264 227V226H263ZM263 227H260L261 230ZM46 228H48L46 226ZM199 228V227H198ZM203 228V227H202ZM224 228V227H223ZM69 229V228H68ZM90 229V228H89ZM94 229V228H93ZM215 229V227H214ZM264 229V228H263ZM71 230V229H69ZM68 230V231H69ZM75 229H73L72 233ZM83 230V229H81ZM199 230V229H198ZM197 230V231H198ZM258 230V231H261ZM86 231V229H85ZM97 231V230H96ZM195 231V232H194ZM263 231V230H262ZM47 232V234H46ZM92 232V231H91ZM214 232V231H213ZM254 232V235H253ZM54 233V232H53ZM71 233V231L69 232ZM71 233V237L73 234ZM77 233V230H76ZM81 233V232H80ZM129 233V232H128ZM209 233V231H208ZM211 233V232H210ZM78 234V233H77ZM86 235L85 232L81 235ZM127 234V230H126ZM203 234V233H202ZM226 234V233H225ZM263 234V233H262ZM64 235V234H63ZM62 235V236H63ZM75 235V234H74ZM79 235V237H81ZM93 235V234H92ZM208 235V234H206ZM61 236V235H60ZM78 235H76L77 237ZM99 236V235H97ZM130 236L132 234L130 233ZM226 236V235H225ZM247 236V235H246ZM77 237V239L79 238ZM85 236H82V238ZM124 237V236H123ZM209 237V236H208ZM223 237V236H222ZM68 238V237H66ZM65 238V239H66ZM99 238V237H98ZM126 238V237H125ZM219 238V237H218ZM227 238V237H226ZM63 239V238H62ZM76 239V238H74ZM81 239V238H80ZM92 239V238H91ZM97 239V238H96ZM127 239V238H126ZM131 239V238H130ZM133 239V237H132ZM224 239V237H223ZM232 239V238H231ZM247 239V238H246ZM84 240V239H83ZM125 240V239H124ZM129 240V238H128ZM134 240V239H133ZM210 240V238H209ZM219 240V239H217ZM221 240V239H220ZM235 240L238 241L237 238ZM249 240V239H247ZM252 240V239H251ZM250 240V241H251ZM74 241V240H72ZM89 241V242H87ZM96 241V240H95ZM118 241V240H117ZM132 241V240H130ZM212 241H215L212 239ZM225 241V240H224ZM68 242V241H67ZM79 242V239H78ZM87 242V243H86ZM127 242V240H126ZM206 242V241H202ZM229 242V241H226ZM231 242V241H230ZM75 243V242H74ZM91 244V240L85 239V245ZM124 243V242H123ZM131 243V242H130ZM216 243V242H214ZM213 243V244H214ZM246 243V242H244ZM258 243V244H257ZM261 243V242H260ZM129 244V243H128ZM201 244V243H200ZM207 244V243H206ZM212 244V242H211ZM217 244V243H216ZM232 244V243H231ZM252 244V243H251ZM250 244V246H251ZM84 245V244H83ZM109 245V244H108ZM130 246V245H129ZM210 246V245H208ZM217 246V245H215ZM226 246V245H225ZM245 246V245H244ZM253 246V245H252ZM254 246V247H255ZM97 247V246H96ZM133 247V246H132ZM203 247V246H202ZM212 247V246H210ZM228 247V245H227ZM238 247V246H237ZM236 247V250H237ZM247 247V246H245ZM253 247V248H254ZM255 247V249H256ZM262 247V246H261ZM222 249L221 247H217V249ZM226 248V247H225ZM133 249V248H132ZM228 249V248H227ZM235 249V248H233ZM111 250V249H110ZM134 250V249H133ZM186 250V249H185ZM205 250V248H204ZM246 250V249H245ZM244 250V251H245ZM258 250V249H257ZM71 251V250H70ZM69 251V252H70ZM224 251V250H223ZM255 250H253L254 253ZM8 252V253H7ZM11 252V253H10ZM76 252V251H75ZM136 253L137 251L134 250ZM184 252V251H183ZM203 252V251H202ZM208 252V251H207ZM218 252V251H217ZM79 253V252H77ZM193 253V252H190ZM201 253V252H200ZM209 253V252H208ZM207 253V254H208ZM213 253V252H211ZM223 253V252H222ZM233 253V252H232ZM245 252H243L244 254ZM252 253V252H251ZM20 254V253H19ZM62 254V253H61ZM133 254V253H132ZM187 254V253H186ZM210 254V253H209ZM208 254V255H209ZM216 254V253H215ZM264 254V253H263ZM262 254V256H263ZM17 255V254H16ZM22 255V256H23ZM75 255V254H74ZM84 259L87 258L83 254H81ZM195 255H197L195 253ZM5 256V255H4ZM4 256L1 257L4 260ZM10 256V255H9ZM60 256V255H59ZM63 261L66 260L65 255H62ZM80 256L79 254L75 257ZM177 256V255H176ZM181 256V255H180ZM189 256V255H188ZM217 256V255H215ZM227 256V255H226ZM259 256V255H257ZM12 257V256H11ZM13 257H15L13 255ZM12 257V258H13ZM98 257V256H97ZM101 257V256H100ZM123 257V256H121ZM202 257V255H201ZM221 257V256H219ZM230 257V256H228ZM238 257V256H237ZM236 257V258H237ZM246 257V256H245ZM250 257V256H248ZM253 257V256H252ZM251 257V258H252ZM255 257V256H254ZM10 258V257H9ZM23 258V257H22ZM104 258V257H103ZM137 257H135L136 259ZM177 258V257H176ZM182 258V257H181ZM244 258V257H243ZM247 258V257H246ZM250 258V259H251ZM259 258V257H258ZM8 259V258H7ZM58 259V257H57ZM113 259V258H112ZM116 259V258H115ZM187 257L184 259L186 260ZM199 259V258H198ZM220 259V258H219ZM239 259V258H238ZM248 259V258H247ZM249 259V260H250ZM257 259V257H256ZM2 260H0L2 262ZM14 260V259H13ZM26 260V259H24ZM69 260V259H68ZM137 260V259H136ZM164 260V261H165ZM175 260V259H174ZM188 260V259H187ZM186 260V261H187ZM202 260V258L200 259ZM226 260V259H224ZM231 260V259H229ZM234 260V259H233ZM232 260V261H233ZM245 260V259H243ZM252 260V259H251ZM263 259L259 260L262 262ZM7 263L8 261L5 260ZM12 261V260H11ZM10 261V262H11ZM16 261V259L14 260ZM20 261V260H19ZM30 261V260H29ZM28 261V262H29ZM62 261V262H63ZM84 261V260H83ZM93 261V260H92ZM110 261V260H109ZM113 261V260H112ZM133 261V260H132ZM160 261V259H159ZM183 261V260H181ZM185 261V262H186ZM216 261V258L214 257L212 260H210V264H214ZM247 261V260H246ZM0 262V264H2ZM22 262V261H21ZM24 262V261H23ZM32 262V263H33ZM54 262V261H53ZM94 262V261H93ZM140 262V261H137ZM180 262V261H179ZM178 262V263H179ZM251 262V261H250ZM258 262V261H257ZM264 262V261H263ZM13 263V262H12ZM48 263V262H47ZM46 263V264H47ZM50 263V262H49ZM65 263V262H64ZM132 263V262H131ZM134 263V262H133ZM162 263V262H161ZM160 263V264H161ZM165 263V262H163ZM177 263V262H176ZM182 263V262H181ZM190 264V262H188ZM202 263V262H201ZM218 263V261H217ZM221 263H225L222 262ZM231 263V262H230ZM234 263V262H233ZM232 263V264H233ZM236 263V262H235ZM244 263V262H243ZM9 264V263H7ZM14 264V263H13ZM20 264V262L18 263ZM59 264V262H57ZM75 264V263H74ZM78 264V263H77ZM97 264V263H96ZM109 264V263H108ZM136 264V263H135ZM139 264V263H138ZM143 264V263H142ZM166 264V263H165ZM169 264V263H167ZM184 264V263H182ZM197 264V263H196ZM199 264V263H198ZM203 264V263H202ZM242 264V263H241ZM254 264V263H252ZM257 264V263H256ZM261 264V263H259Z\"/></svg>", "mask_w": 264, "mask_h": 264}]
</instances>
